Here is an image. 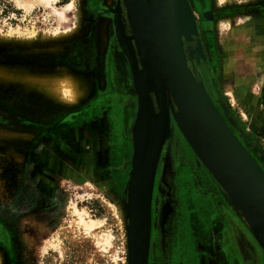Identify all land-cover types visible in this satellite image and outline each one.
Returning <instances> with one entry per match:
<instances>
[{
    "label": "rangeland",
    "instance_id": "1",
    "mask_svg": "<svg viewBox=\"0 0 264 264\" xmlns=\"http://www.w3.org/2000/svg\"><path fill=\"white\" fill-rule=\"evenodd\" d=\"M186 1L194 16V33L184 40L188 66L264 174V0ZM28 2L0 0V264H128V232L118 206L127 201L123 177L132 170L136 113L129 111L131 95L124 96V91L134 92L131 65L117 49L121 30L133 51L123 2ZM115 6L118 11H112ZM114 42L116 53L127 64L126 77L122 74L119 79V70L111 76L110 66L107 80L106 54ZM63 71L80 78L87 88L77 104L70 102L73 90H64ZM51 75L62 79L55 88L56 98L44 93ZM111 127L114 138L103 137L101 132L108 135ZM169 129L153 181L151 241L155 246L163 220L174 216L178 203L177 222L183 236L178 243L183 248L175 247L171 264H180L185 255L191 264H200L193 227L206 230L210 212L191 188L188 165L175 178L174 170L188 159L202 168L195 173L205 178V186L214 179L172 114ZM103 141L114 155L118 153L124 167L114 188L98 189L91 183L106 174ZM174 144L178 151L184 149V156L169 154ZM242 216L261 253L246 233L235 229L230 256L221 251L219 264L263 262L264 250ZM149 257V264H154L150 249ZM209 264H216L212 256Z\"/></svg>",
    "mask_w": 264,
    "mask_h": 264
},
{
    "label": "water",
    "instance_id": "2",
    "mask_svg": "<svg viewBox=\"0 0 264 264\" xmlns=\"http://www.w3.org/2000/svg\"><path fill=\"white\" fill-rule=\"evenodd\" d=\"M124 2L141 67L135 118L140 119L141 138L133 142L127 185L136 190L128 264L148 261L153 181L161 145L169 138L170 114L201 164L203 158L210 166L232 207L251 220L264 243V174L189 70L184 40L194 33V18L185 0H151V14L148 0H140L139 11L133 0Z\"/></svg>",
    "mask_w": 264,
    "mask_h": 264
},
{
    "label": "crops",
    "instance_id": "3",
    "mask_svg": "<svg viewBox=\"0 0 264 264\" xmlns=\"http://www.w3.org/2000/svg\"><path fill=\"white\" fill-rule=\"evenodd\" d=\"M136 100L138 104V98ZM113 151L114 149H111L110 144H108L106 174H104L105 176L101 179V181H97L96 183L91 182L98 189H102L107 186L114 188L119 184L117 181V174H119V171L123 170L124 167L122 166L123 163H121V158L118 157V153L114 155L115 153ZM128 162L127 168H129ZM196 169L201 170L202 168H196L195 166L191 167V170L194 171L193 174L190 172L191 175H193L191 188L202 196L203 200L207 204L205 208L210 212V218L208 225L206 226V230H204V228L200 231L199 225L197 227H193V245L196 246V250L200 253L201 251H206L207 254L211 256L215 254L220 255V251H222L226 256H230V249L233 247L231 240L234 241L233 236L235 235V229H238L239 232H242L243 234L246 233L249 236V239L251 240L250 244L253 245L257 252L261 253L258 245L247 233L248 231L243 225L241 215L232 207L229 199L226 197L222 189L215 184L212 179L208 180L207 185L205 186V178L199 179L195 173ZM125 176L126 177H123V180L127 186L129 181V171ZM178 236L180 239L183 238L181 231H179ZM182 248L183 245L181 243L180 250H182ZM182 259H184V257H182ZM262 264H264V257Z\"/></svg>",
    "mask_w": 264,
    "mask_h": 264
},
{
    "label": "bare ground",
    "instance_id": "4",
    "mask_svg": "<svg viewBox=\"0 0 264 264\" xmlns=\"http://www.w3.org/2000/svg\"><path fill=\"white\" fill-rule=\"evenodd\" d=\"M29 0H24L25 3H30L28 2ZM149 1V11H150V14L152 12L151 10V0H148ZM219 3H225L226 0H218ZM250 1H253V0H247V2H250ZM123 2V7L125 9V2L124 0H122ZM135 2H136V5H135ZM133 4L135 5V11H139V5H140V0H133ZM185 4H186V7H187V11L189 12V15H191V18L194 17L193 16V13L190 10V7L187 3V1L185 0ZM70 4L68 5V7L70 8ZM65 8V7H64ZM68 8V9H69ZM118 6L116 7H113L112 11H118ZM126 11V9H125ZM127 16V15H126ZM152 16V15H151ZM229 20V19H228ZM227 21V19H226ZM119 22V21H118ZM229 23V21H227ZM104 26V25H103ZM102 26V27H103ZM118 31V30H117ZM121 30H119V33H117V37H118V40H117V49L121 52H123L125 54V56L127 57L131 67H130V70H131V75H132V80H133V85H134V93L135 95H137V92L139 91V83H138V77H137V64H136V61L134 60V55H133V51H131V48H130V45L128 43V39H126L124 37V35L122 34V31L120 32ZM131 33V31H130ZM103 34V33H102ZM132 36V34H131ZM104 41H105V36L103 35V39H102V47L104 46ZM133 41V39H132ZM101 47V48H102ZM133 47L136 49L135 47V43L133 41ZM122 53V54H123ZM137 54V53H136ZM138 58V56H137ZM138 64H139V59H138ZM190 70V69H189ZM64 73V74H63ZM62 75H63V78L62 79H65V84L66 86H64V90L65 92L68 90L71 89L73 90V95L70 96V102H71V105H74V104H77L81 99H83L86 95V93L88 92L87 91V88L85 86L84 83L81 82V79L76 77L75 75L73 74H69L65 71H63ZM121 77V76H120ZM27 78V77H24V79ZM23 79V80H24ZM62 79H59L58 80V75H51V76H48V80L46 81V84H44V87H46L45 89V92L46 95L50 98H56V95L54 94L55 93V88L57 87V85L60 84V81ZM63 82V81H62ZM62 84V83H61ZM43 85V84H42ZM68 86V88H67ZM60 87V86H59ZM61 91V90H60ZM62 92V91H61ZM67 92V93H68ZM70 93V92H69ZM72 94V92H71ZM59 97V96H58ZM57 97V98H58ZM138 97V95H137ZM49 99V98H48ZM70 104V103H69ZM238 110V109H237ZM171 112V109L169 107V110ZM238 112H240L238 110ZM141 118V117H140ZM141 123H140V119H137L135 120L134 122V126H133V133H132V138H133V142H137L139 139L138 138H141L140 135H141V129L139 126ZM182 127V126H181ZM183 128V127H182ZM167 130H168V126L167 124L165 125V130L163 131V138L165 137V135L167 134ZM184 130V129H183ZM181 131V130H180ZM185 132V130H184ZM182 133V131H181ZM186 133V132H185ZM183 135V133H182ZM187 135V133H186ZM184 136V135H183ZM188 136V135H187ZM169 137H170V134H169ZM185 138V136H184ZM189 138V137H188ZM185 140L187 141L188 145L191 147V149L193 150L194 152V149L193 147L190 145V143L188 142L187 138H185ZM191 142V141H190ZM162 144V142H161ZM162 146L161 145V149H162ZM195 153V152H194ZM199 154V152H198ZM201 156V155H200ZM202 161H203V165L204 167L208 170L207 172H209L211 175H215L214 172L212 171V169L210 168V166L207 164V162H205V160L202 158ZM184 175V174H183ZM182 177V176H181ZM213 177V176H212ZM189 179V177H187ZM186 178V179H187ZM183 179V177H182ZM185 179V178H184ZM214 179V178H213ZM187 184V183H186ZM135 188L134 189H129L127 187V201H125L124 203H122L121 205L118 206V213H119V217L122 221V223L124 224V226L126 227L127 229V232H128V237H129V243L131 241V238L133 237V223H132V219L135 215ZM118 215V214H117ZM244 216V215H243ZM242 216V217H243ZM245 218V221H246V224H247V227L252 231L255 239L257 240V242L259 243V245L261 246V248L264 250V243L263 241L261 240L259 234L257 233L253 223L251 222V220L247 217V216H244ZM130 249V248H129Z\"/></svg>",
    "mask_w": 264,
    "mask_h": 264
},
{
    "label": "flooded vegetation",
    "instance_id": "5",
    "mask_svg": "<svg viewBox=\"0 0 264 264\" xmlns=\"http://www.w3.org/2000/svg\"><path fill=\"white\" fill-rule=\"evenodd\" d=\"M123 12L125 13V14H123V16H124V18H126L125 19V26H126V29H127L126 34L129 35L131 33H130L129 23H128L127 16H126L127 13H126L125 9H123ZM113 34L115 35V32H113ZM131 47H132V49L134 51V54H135V57H136V61L138 63L136 49L133 47V43H132ZM116 50H117L116 49V42H114L113 46L108 47L109 53L106 54V63L108 64L106 66L107 67L106 68V70H107V76H105L107 78V80H108V77H109L110 66H111V73H110L111 76L112 75L115 76L116 75V73H115L116 70H119V72H118L119 73V79H121L122 74H123V76L126 77L125 68H126V65L127 64H126L124 58L116 53L117 52ZM110 62H111V64H110ZM111 93H110V91L108 92V94H110L108 107L110 106V101H111V98H112ZM128 93H129V95H131V98H132V101H131L132 104L130 103V105H129V111H131V113H133V112L136 113L137 108H138V104H137V100H136L137 99L136 98V95L133 94L134 92L132 90H128V91H124V96H127ZM111 107L113 108V104L111 105ZM129 111H127V112L129 113ZM110 116L111 115H109L108 117H110ZM134 119H135V116L133 118V121H134ZM113 132H114L113 131V127H111L109 129V131H108V135L106 133H105V135H103L104 132H101V135L103 137L105 136L106 138H110L111 139L112 137L114 138ZM131 138H132V136H131ZM103 145H105L106 148L103 151H101V153H103L104 151H106L104 161L106 162V165H107L106 157H107L108 144H106V142L103 141ZM169 148H170V152H169L170 155L171 154L172 155H175L178 152L177 154L180 153L179 154L180 156H184V153H183L184 152V149L182 147H180V148L183 149V152L180 151L181 149H179V151H178L176 149V147H175V144H174V147H173L174 150L171 148V145H170ZM191 159H193V156H192ZM183 165H188L190 172L192 174L194 173V171L191 170V167L193 166V163H191V161L187 159V160H184L182 162V164H180V165H178L176 167V170H174V178L178 174V170L180 168H182ZM192 177H193V175H192ZM93 182H95L94 179H93ZM175 188H176V186H175ZM176 192L177 191L175 189V191H174L175 201H177V196H176L177 194H176ZM177 215H178V203H176L174 216L172 218H168L167 217L166 219L163 220V222H162V228H160V230H159V234H158V237H157L155 246L153 245V243L151 241L152 228H150L151 230H150V237H149V245L151 243V245H150L151 247L148 248V260L150 258L149 257V249H150V253L152 251L153 252V255H154V264H171V261L173 259V254H174L175 249H176L175 247L177 245H179L178 248H180V244L177 243V242H180L181 241V239L178 236L179 235L180 228H179L178 222H177ZM219 215H220V213H219ZM198 253H200V252L198 251ZM210 256L211 255H208L206 251H203V252L201 251L200 257H199V263L202 264L201 259H203L205 261V262H203L204 264H209V258H210ZM218 259H219V254L212 255V260H214L216 262V264H219L218 263ZM147 264H149V261H147ZM180 264H191L190 256L188 257V256L185 255V258L184 259H181Z\"/></svg>",
    "mask_w": 264,
    "mask_h": 264
}]
</instances>
